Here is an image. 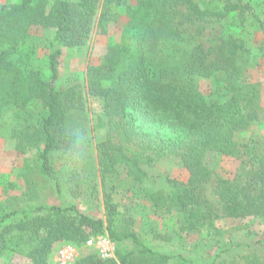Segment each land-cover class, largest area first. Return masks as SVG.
Instances as JSON below:
<instances>
[{
    "label": "trees",
    "instance_id": "trees-1",
    "mask_svg": "<svg viewBox=\"0 0 264 264\" xmlns=\"http://www.w3.org/2000/svg\"><path fill=\"white\" fill-rule=\"evenodd\" d=\"M130 1L0 0V116L14 112L19 121V127L12 128L16 151L34 152L39 172L55 181L61 197L53 158L57 152H81L83 145L70 131L69 119L74 112L87 113L88 100H93L99 106L91 113L94 127L104 130L95 145L101 175H112L117 165H124L127 175L146 189L144 197L156 213L176 210L180 242L167 252L132 232L116 231V207L106 195L108 226L71 202L1 211L0 264H8L6 258L15 254L31 264H53L60 243L82 247L89 237L103 233L116 243L114 258L103 260L93 249L82 248L73 264H264V142L236 139L262 110L257 83L244 76L249 50L232 37L205 47L184 28L230 17L231 26L264 31V0ZM122 16L120 41L107 43L98 62L87 66L85 91L58 89L63 47L86 44L93 33H107ZM35 27L54 29L48 75L33 63L29 38ZM201 79L211 80L221 98L205 95ZM207 152L240 159L241 166L232 178L213 176L204 162ZM166 156L179 158L187 180L147 190L144 165ZM14 215H20L14 224L20 227L8 234L12 225L7 219ZM223 218L248 220L223 230L216 225ZM151 225L160 238L156 223ZM202 230L207 231L200 239L206 238L205 244L186 250L190 236ZM232 231H239L237 242L224 240ZM165 236L162 239H171ZM126 240L133 248L123 244Z\"/></svg>",
    "mask_w": 264,
    "mask_h": 264
},
{
    "label": "rangeland",
    "instance_id": "rangeland-1",
    "mask_svg": "<svg viewBox=\"0 0 264 264\" xmlns=\"http://www.w3.org/2000/svg\"><path fill=\"white\" fill-rule=\"evenodd\" d=\"M230 20V17L218 21L209 19L208 22L203 23L204 27L198 24H185L184 28L187 35L202 42L205 47L215 45L223 37H232L245 43L249 54L244 68V76L257 83L261 94L262 110L259 112L258 120L239 132L236 139L240 142H248L252 138L256 139L258 143H262L264 142V31H258L246 25L244 27L231 26ZM124 24L125 20L122 16L117 22L110 24L107 33H93L86 44L63 47L58 66V89L74 87L76 90L85 91L87 66L98 62L107 43L120 41ZM197 30L201 31V35L197 34ZM53 34V28L35 27L31 30L29 38V43L32 44L35 52L33 63L47 75L49 74L46 67L48 43L53 38ZM198 84L205 95L216 99L221 98V93L214 91L211 80L201 79ZM88 110L87 113L83 112L82 114L74 112L69 119L70 131L83 145L81 152H57L56 158H53L54 174L61 178L62 182L61 197L56 191L55 181L46 178L39 172L34 161V152L30 150L27 152L16 151V140L13 137L12 128L16 125L19 127V121L14 118V112L12 114L11 111H8L0 116V212L27 210L38 205L63 207L67 205V202H71L76 204L79 211L102 218L104 226H108L106 195H109L117 211L113 217V229L118 232H132L143 243L163 251H175V247L180 242L179 234L176 231L178 228L175 222L178 218L176 210L173 209L171 214L156 213L148 199L144 197L146 189L140 188L138 183L127 175L124 165H117L116 171L112 175H101L96 160L95 145L97 140L104 137V130L94 127L91 113L97 112L99 106L91 99L88 100ZM204 162L213 176L219 175L224 178H232L241 166L240 159L217 152H207ZM144 168L148 172V178L145 181L147 190L167 188L171 180L185 182L188 178V173L179 158L173 156L160 158L150 165H144ZM8 183L14 184L15 187L9 189ZM213 185L214 181L212 180L209 187L212 188ZM19 218L20 215H14L7 219V223L12 225L8 234L19 229V225H14L19 222ZM245 220L248 219L223 218L218 219L216 225L223 230H230L244 224ZM152 221L156 223L160 238L152 231ZM254 225L256 228L259 226ZM206 232L202 230L198 235L190 236L185 247L186 250L195 244H198L199 247L203 243L205 244L206 238L201 241L200 239ZM164 234H166L165 238L171 239H162ZM239 239V231H232L230 235L226 234L224 237V240H233V242H237ZM123 244L128 248L134 246L128 240ZM6 261L8 264H31L28 259L19 254L7 257ZM51 261L55 264L52 258Z\"/></svg>",
    "mask_w": 264,
    "mask_h": 264
},
{
    "label": "built area",
    "instance_id": "built-area-1",
    "mask_svg": "<svg viewBox=\"0 0 264 264\" xmlns=\"http://www.w3.org/2000/svg\"><path fill=\"white\" fill-rule=\"evenodd\" d=\"M82 248H91L101 259L109 260L114 258L116 243L107 233L89 237L82 247L63 242L55 251L52 260L55 264H73Z\"/></svg>",
    "mask_w": 264,
    "mask_h": 264
}]
</instances>
